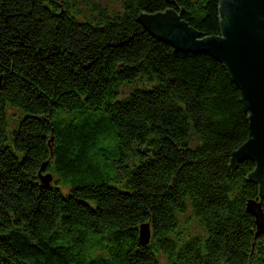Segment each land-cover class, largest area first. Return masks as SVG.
I'll list each match as a JSON object with an SVG mask.
<instances>
[{"label":"trees","instance_id":"16d2710c","mask_svg":"<svg viewBox=\"0 0 264 264\" xmlns=\"http://www.w3.org/2000/svg\"><path fill=\"white\" fill-rule=\"evenodd\" d=\"M221 1L0 0V264H264L240 87L140 21L221 36Z\"/></svg>","mask_w":264,"mask_h":264},{"label":"water","instance_id":"95a60500","mask_svg":"<svg viewBox=\"0 0 264 264\" xmlns=\"http://www.w3.org/2000/svg\"><path fill=\"white\" fill-rule=\"evenodd\" d=\"M222 35L202 38V34L174 10L156 15H142L140 21L159 39L168 41L178 51L210 54L222 62L242 91L243 103L250 117L251 137L236 154L248 157L257 165L256 176L264 174V0H222ZM4 77L0 76V91ZM45 186L51 185L52 174L40 172ZM248 211L257 219L259 233L264 231V215L259 200H250ZM140 240L148 245L151 226H140Z\"/></svg>","mask_w":264,"mask_h":264},{"label":"rangeland","instance_id":"374dc122","mask_svg":"<svg viewBox=\"0 0 264 264\" xmlns=\"http://www.w3.org/2000/svg\"><path fill=\"white\" fill-rule=\"evenodd\" d=\"M101 4V6H103V7H107L108 9H109V11L110 12H114V11H117V10H120V8H121V0H103V2H101L100 3ZM125 91V90H124ZM130 92H128V94H129ZM127 94V95H128ZM126 95V96H127ZM9 111H10V124H11V126L13 127V129L14 128H16V125L18 124L17 123V121L19 120V118H20V116H21V112L20 111H18V110H14V109H9ZM42 175L43 176H45L46 175V173L48 172V173H51V174H53V176H54V181H53V183L55 182V180H56V174H55V172H53V170H51V167H47V163H45L44 165H43V168H42ZM47 173V174H48ZM66 189V188H65Z\"/></svg>","mask_w":264,"mask_h":264}]
</instances>
